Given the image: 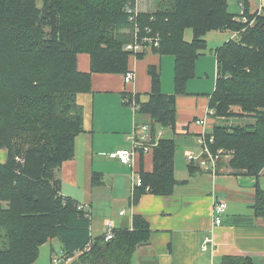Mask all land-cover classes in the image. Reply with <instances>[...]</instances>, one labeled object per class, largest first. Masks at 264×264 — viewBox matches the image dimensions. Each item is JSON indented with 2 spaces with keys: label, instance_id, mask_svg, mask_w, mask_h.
<instances>
[{
  "label": "trees",
  "instance_id": "16d2710c",
  "mask_svg": "<svg viewBox=\"0 0 264 264\" xmlns=\"http://www.w3.org/2000/svg\"><path fill=\"white\" fill-rule=\"evenodd\" d=\"M226 1L166 0L158 9L140 13L141 25L160 33V44L152 51L174 56V93L161 91L159 69L149 65L150 99L138 112L149 115L152 136L157 126L174 131L176 95L186 93L187 81L194 76L198 51L206 48L204 35L210 30L236 31L237 40L216 50L218 78L209 108L214 117L249 114L256 121L232 130L215 125L210 148L232 149L229 165L256 178L252 205L255 214L264 216V191L258 182L264 167V16L248 14L242 2L246 21L236 20ZM135 2L42 0L39 7L36 0H0V148L6 150L0 162V264H32L40 245L53 237L65 247L59 264L89 241L91 251L69 264H136L134 253L150 235L147 221L134 214L132 230H114L109 240L103 234L91 237L85 212L59 194L60 181L55 179L62 162L73 157L74 139L83 131L76 94L90 90L91 73L128 71L134 54L123 50L132 36L124 7ZM186 28L192 30L190 42L183 39ZM78 53L89 55L90 72L78 70ZM233 105L240 106L242 114L232 112ZM175 149V139H158L154 168L140 170L142 183L133 203L146 189L159 195L172 192L177 182ZM242 260L225 257L222 264H245Z\"/></svg>",
  "mask_w": 264,
  "mask_h": 264
},
{
  "label": "crops",
  "instance_id": "0c3cea01",
  "mask_svg": "<svg viewBox=\"0 0 264 264\" xmlns=\"http://www.w3.org/2000/svg\"><path fill=\"white\" fill-rule=\"evenodd\" d=\"M226 2L228 12L236 20L241 18L242 2L246 3L248 14L264 16V0ZM151 3L152 0H136L141 13L152 12ZM183 39L192 40L191 29L184 30ZM204 39L206 48L198 51L194 76L187 81L186 93L176 95L174 131L157 126L152 136L156 143L159 138H173L178 142L173 159L177 182L168 195L146 189L136 204L133 203L138 187L134 186L133 178L140 176V170H153L154 146L144 153L136 152L130 165L109 158L108 153L132 147L130 135L136 121L149 124L147 114L136 113L122 102V97L130 93L136 94L140 104L149 101V65H157L159 69L161 91L174 93V56L152 50H146L141 58L130 56L128 70L134 74L131 82H124L123 74L91 73L90 90L76 94V102L82 107L83 131L74 139L73 157L63 161L56 172L60 194L86 206L84 215L89 219L91 237L104 233L106 219L113 221L115 230H132L133 215H141L149 225L150 235L134 253L136 264H222L225 257L241 258L245 264L244 259L252 264H264V216L255 214L252 205L256 178L244 170H234L229 165L233 158L230 154L220 156L213 174L203 172L186 159L187 152L199 151L196 138L200 133H211L215 125H224L227 121L240 123L246 117L207 114L218 78L216 50L230 40H237L238 34L230 29L210 30ZM77 68L90 72L87 53H78ZM196 119H204L205 125L195 123ZM5 159L6 150L0 148V162ZM258 182L264 191V167ZM219 200L225 201L226 210L222 223L214 225L212 209ZM94 224L98 230L95 235L92 234ZM60 250L65 251L61 239L50 238L40 245L32 264H50L51 255Z\"/></svg>",
  "mask_w": 264,
  "mask_h": 264
},
{
  "label": "built area",
  "instance_id": "2783aa9c",
  "mask_svg": "<svg viewBox=\"0 0 264 264\" xmlns=\"http://www.w3.org/2000/svg\"><path fill=\"white\" fill-rule=\"evenodd\" d=\"M240 20L246 21V17L243 15L244 12V6L243 4H240ZM125 12L128 15V22L131 26V32L132 36L130 41L125 43L123 45V50L126 52H131L134 54L143 53L144 51L152 48H157L160 44V33L157 31H154L153 28L146 24L144 26L141 25L139 21L140 11L138 10L136 6V2L134 5L126 4L124 7ZM153 16L149 18V20H153ZM124 82H131L133 80V72L128 70L123 74ZM123 103L128 105L134 112H137L140 107V103L137 100L135 93L126 94L123 96ZM214 113V110L211 108H208L207 114L209 116H212ZM197 124L205 125V120L196 119L194 121ZM130 140L132 147L129 148H119L113 151H110L108 153V157L112 159H116L120 161L123 164L130 165L133 160L134 154L137 152L144 153L148 149L152 148L156 142H154V138H152L150 134V129L148 124H134L132 134L130 135ZM197 143L199 144V151L198 152H187L186 159L189 162L197 164L201 170L208 172V173H214L216 171V163L220 156L222 154H225V152L222 149L217 150L216 152H213L210 148V144L213 143L214 137L211 133L202 132L200 133L196 138ZM20 162H22V159H18ZM142 183L141 178L139 175L133 178V184L134 186H140ZM78 210H82L85 212L86 206L82 203H78L76 205ZM226 210V203L224 200H219L213 205L212 209V215H213V222L214 225H219L222 223V216ZM120 212V214H122ZM87 214V212H85ZM105 229H104V239L109 240L113 238L114 236V224L113 221L110 219L105 220ZM92 242L89 241L86 243L82 248L78 249L76 252V255H72L68 258H65L66 262H69L68 260H73L74 257L86 253L91 249ZM203 248H206V245L203 246ZM64 253L58 252L53 253L51 256V263L52 264H59L63 258ZM70 260V261H71ZM67 264V263H66Z\"/></svg>",
  "mask_w": 264,
  "mask_h": 264
},
{
  "label": "rangeland",
  "instance_id": "374dc122",
  "mask_svg": "<svg viewBox=\"0 0 264 264\" xmlns=\"http://www.w3.org/2000/svg\"><path fill=\"white\" fill-rule=\"evenodd\" d=\"M36 2H37V5L40 7L41 5H42V0H36ZM152 2L153 3H151V5H153V8H154V10H156V9H158V7H160V6H162L163 4H165V3H167L166 2V0H152ZM137 6V5H136ZM138 8V7H137ZM150 8H152V7H150ZM139 10V9H138ZM153 10V11H154ZM140 11V10H139ZM141 13V12H140ZM148 50H152V49H148ZM145 52V51H144ZM143 52V53H144ZM133 56V55H132ZM133 77H134V74H133ZM122 100H123V97H122ZM123 102V101H122ZM230 110L232 111V112H234V113H242V109H241V107L240 106H237V105H233V106H231L230 107ZM138 112V111H137ZM136 112V113H137ZM149 116V115H148ZM242 116H246L245 117V119L244 120H240L241 122L240 123H233V122H230V121H227L226 123H223L224 124V126H227V128L229 129V130H232L234 127H236V126H247V125H254V123H255V121H256V119L255 118H253V115H249V114H247V115H242ZM239 122V121H238ZM148 124V123H143V122H138V121H136L134 124ZM150 123H152V121H151V119H150V121H149V124ZM149 124H148V126H149ZM149 129H150V126H149ZM150 134H151V130H150ZM161 134V133H160ZM151 136H152V134H151ZM176 141V147H177V140H175ZM155 145H156V143H155ZM222 149H223V151L225 152V154H230V155H233V153H231V151H233L232 149H227V148H223V147H221ZM218 149H220V148H217V150ZM216 151V150H215ZM196 153V152H195ZM58 170V169H57ZM57 170H56V172H57ZM55 172V179H58V176H57V173ZM203 172H205V171H203ZM60 181V180H59ZM59 194H60V192H59ZM61 195V194H60ZM114 224V223H113ZM114 230H115V228H114ZM98 233V230H97V224L95 225L94 224V226L92 227V234H97ZM1 246H3L2 245V242H0V247ZM91 248H92V246H91ZM91 251V249H89V251L88 252H86V253H83V254H87V253H89ZM60 252H64L63 250H60ZM58 253V252H57ZM73 255H76V252H74L73 253ZM80 255H82V254H80ZM80 255H78V256H80ZM52 256V255H51ZM78 256H76V257H74V259L73 260H71V259H69L68 261L69 262H66L65 261V264L66 263H71L72 261H74L76 258H78ZM39 258V257H38ZM38 260V259H37ZM71 260V261H70ZM50 264H52L51 263V260H50Z\"/></svg>",
  "mask_w": 264,
  "mask_h": 264
}]
</instances>
